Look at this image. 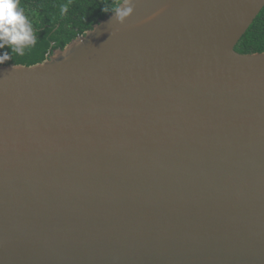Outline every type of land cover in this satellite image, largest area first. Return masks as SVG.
Segmentation results:
<instances>
[{
  "label": "water",
  "instance_id": "1",
  "mask_svg": "<svg viewBox=\"0 0 264 264\" xmlns=\"http://www.w3.org/2000/svg\"><path fill=\"white\" fill-rule=\"evenodd\" d=\"M127 6L0 65V264H264V4Z\"/></svg>",
  "mask_w": 264,
  "mask_h": 264
},
{
  "label": "trees",
  "instance_id": "2",
  "mask_svg": "<svg viewBox=\"0 0 264 264\" xmlns=\"http://www.w3.org/2000/svg\"><path fill=\"white\" fill-rule=\"evenodd\" d=\"M123 0H20L29 19L36 42L25 48L21 56L10 47L0 49L12 59L4 64L32 65L43 61L57 48L91 29L99 20L111 15ZM67 6V12L61 11ZM107 8L108 11L104 9ZM241 53L264 51V7L236 45Z\"/></svg>",
  "mask_w": 264,
  "mask_h": 264
},
{
  "label": "clouds",
  "instance_id": "3",
  "mask_svg": "<svg viewBox=\"0 0 264 264\" xmlns=\"http://www.w3.org/2000/svg\"><path fill=\"white\" fill-rule=\"evenodd\" d=\"M264 4V0H259ZM67 6L62 7L63 13L67 12ZM108 11L107 8L104 9ZM114 11L118 17L123 18L130 15L132 9L127 6V0L123 7L116 6ZM36 42L32 25L25 15L20 0H0V49L10 47L13 52L23 56L25 48L34 45ZM12 59L7 53L0 55V64H4Z\"/></svg>",
  "mask_w": 264,
  "mask_h": 264
}]
</instances>
